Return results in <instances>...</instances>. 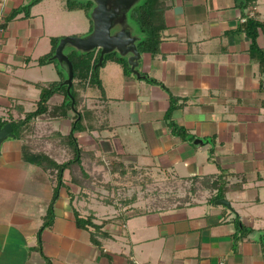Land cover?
Wrapping results in <instances>:
<instances>
[{
	"label": "crops",
	"instance_id": "obj_1",
	"mask_svg": "<svg viewBox=\"0 0 264 264\" xmlns=\"http://www.w3.org/2000/svg\"><path fill=\"white\" fill-rule=\"evenodd\" d=\"M249 16L264 22V0L244 9L238 0H164L156 52L141 53L130 74L108 61L104 91L77 87L76 107L63 109L65 93L55 92L16 137L12 121L38 108L43 88L69 78L54 40L89 32L91 17L67 0H0V119L13 128L0 141V264H264V71L244 26ZM256 40L264 49L262 28ZM75 50L83 51L63 47L66 55ZM171 95L178 102L167 119ZM77 114L81 160L63 172L39 246L58 170L36 156L73 159L67 137ZM103 158L190 180L204 199L149 210L136 204L132 214L100 202L94 212L73 195L90 193L83 180L100 172ZM220 189L230 206L213 201ZM75 208L104 222L108 236L98 237L106 253L77 226Z\"/></svg>",
	"mask_w": 264,
	"mask_h": 264
},
{
	"label": "trees",
	"instance_id": "obj_2",
	"mask_svg": "<svg viewBox=\"0 0 264 264\" xmlns=\"http://www.w3.org/2000/svg\"><path fill=\"white\" fill-rule=\"evenodd\" d=\"M253 1L255 0H238L239 6H241L243 9L246 8ZM67 4L70 9H76V8L85 9V11L90 16L91 9L93 5L96 4V2L94 0H88L87 2H84L82 0H67ZM163 6H164V0H144L141 4L138 5V7L134 8L132 12V17L134 18V20H136V23L140 31L144 34L142 37L139 36L140 39L137 40V48L141 53H145V52L153 53L159 49L161 42V30L164 27ZM90 17H92V15ZM90 20H91L90 31H93L95 24L92 23L93 20L92 18H90ZM244 26L252 41L251 42L252 54L259 59L262 70L264 71V49L258 46L256 40L258 36L259 28H262L264 30V22L249 16L247 17ZM58 43L59 40L58 41L54 40L53 54L56 51ZM67 56L71 60L74 70L73 83L70 86V89L68 88V83H65L63 85L61 83H58L57 85L53 84L50 87L43 88L41 98L38 103V108L35 111L27 114L24 120H19L16 122L12 121L14 127L13 130L14 136L16 137L19 136V133L21 132L23 126L27 125L37 115H40L47 110V101L51 97V95H53L55 92L59 90H63V92L65 93L66 100L62 105V108L64 109L65 107H71L72 105L76 107L78 100L77 87L79 86L85 87L87 83H90L92 85L98 86L99 88L102 89V91H104L102 81L100 78V69L108 61H115L121 64L126 74H130L132 72V66L128 61V57L118 54L117 50H113L108 53H105L102 62H100L101 48H93L90 50H83V51L75 50L71 53H68ZM46 60H47V56L42 58L40 61L45 62ZM147 80L151 83L162 84L158 80L152 77L148 78ZM177 102H178L177 97L171 95V105L166 114L167 119L170 118L171 112L173 108L176 107ZM75 120L76 121L74 122L72 131L67 137L74 149L73 159L71 158L66 162L59 163L55 161L53 158L47 157V155L43 152H39L36 156L38 157V160L40 161V163L44 165L45 168L49 167L58 170L57 172L58 183L54 189V194L46 216L47 219L45 220L43 226L39 231V238H40L39 246L40 244H42L41 242L42 231L46 226L52 223L54 218L55 202L60 195V187L63 185V175H64L63 172L67 167L71 166L76 162H80L81 160L80 148L78 146L77 138L74 136V132L82 128L83 118L82 116L78 118V114H77L75 115ZM5 123L6 121L4 120L2 121L0 119L1 126H3ZM169 125L172 126L174 132L179 134H185L182 128L179 127L175 122L170 121ZM214 182L217 184L216 180H214ZM223 196L224 193L220 189L213 197V201H216L217 199L222 198ZM75 221L78 227L88 229L91 231L92 242L100 248L102 253H106L103 250L102 242L99 240L98 236L99 235L108 236V233L102 230L103 227L102 224H98L94 222L93 214H90L85 217L81 215V213L78 210H75Z\"/></svg>",
	"mask_w": 264,
	"mask_h": 264
},
{
	"label": "rangeland",
	"instance_id": "obj_3",
	"mask_svg": "<svg viewBox=\"0 0 264 264\" xmlns=\"http://www.w3.org/2000/svg\"><path fill=\"white\" fill-rule=\"evenodd\" d=\"M87 2L86 0H82ZM95 1V0H94ZM144 0H124L122 3L112 4L108 1L109 9L114 13L112 19V33L115 34L117 25L127 31L128 38L142 37L144 34L140 31L136 20L132 17L134 8L138 7ZM96 4L91 9L90 16L96 10ZM94 10V11H93ZM89 18V14L87 13ZM91 17V18H92ZM93 20L95 18H92ZM92 23L94 24L95 20ZM93 31L86 32L82 35L83 38L92 36ZM71 43L75 41L71 40ZM121 51V50H120ZM117 51L120 55L130 57L134 55L133 50L126 51V54ZM67 64V63H66ZM67 67L69 68L68 64ZM103 163H100V172L98 174H90L89 179H84L83 182L90 189V193L83 195H73L78 197V202L82 200L88 201L92 210L98 211L97 203L112 204L117 209H121V213L132 214L135 212L131 209L136 208V204H140L143 209H153L156 207L185 205L187 202L194 203L203 198V193H194L192 181L183 180L173 174L162 173L161 171L149 170H131V167L120 169L119 163L114 162L113 158H103ZM125 168V169H124ZM114 169L118 171L128 172L125 174H114ZM120 169V170H119ZM134 171V172H133ZM81 174L79 169L78 171ZM76 174V173H75ZM85 178V177H84ZM201 193V194H200ZM207 195V194H206ZM205 195V197H206ZM88 197V198H87ZM74 199V198H73ZM85 200V201H84ZM98 201V202H97ZM76 210V208H75ZM90 212V210L88 209ZM105 214V213H104ZM103 215V213H101ZM95 217V215H93ZM102 225H104L102 223ZM94 229V228H93ZM95 230V229H94Z\"/></svg>",
	"mask_w": 264,
	"mask_h": 264
},
{
	"label": "water",
	"instance_id": "obj_4",
	"mask_svg": "<svg viewBox=\"0 0 264 264\" xmlns=\"http://www.w3.org/2000/svg\"><path fill=\"white\" fill-rule=\"evenodd\" d=\"M108 1L109 0H95L97 6L96 10H93L94 14L92 18H95V25L92 36L89 38H83L82 36H66L61 40L56 48V54L54 57L66 61L69 65V78L66 81V83H68L69 89L73 83L74 70L71 60L63 52V47L67 43H71V40L75 41V43L71 44L79 47L82 50L101 48L100 62H102L105 53L110 51L121 50L120 52H122V54H126V51L133 50L135 54L128 57V61L131 64L132 69L135 70L137 59L141 57V52L137 48V37H130L129 39L128 33L125 30H120L118 32L116 31L115 34L112 33V19L114 13L109 9ZM122 1L124 0H111V3H122ZM12 129L11 123H6L0 127V141L7 135H11ZM217 202L230 206V202L225 198H220Z\"/></svg>",
	"mask_w": 264,
	"mask_h": 264
},
{
	"label": "built area",
	"instance_id": "obj_5",
	"mask_svg": "<svg viewBox=\"0 0 264 264\" xmlns=\"http://www.w3.org/2000/svg\"><path fill=\"white\" fill-rule=\"evenodd\" d=\"M137 264H142V263H137Z\"/></svg>",
	"mask_w": 264,
	"mask_h": 264
}]
</instances>
